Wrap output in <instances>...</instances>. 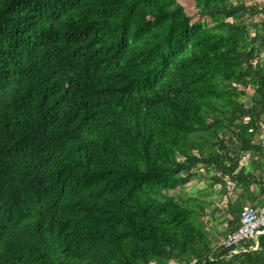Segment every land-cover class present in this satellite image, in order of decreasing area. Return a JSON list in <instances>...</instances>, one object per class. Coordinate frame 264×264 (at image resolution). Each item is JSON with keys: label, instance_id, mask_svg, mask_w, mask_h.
Here are the masks:
<instances>
[{"label": "trees", "instance_id": "trees-1", "mask_svg": "<svg viewBox=\"0 0 264 264\" xmlns=\"http://www.w3.org/2000/svg\"><path fill=\"white\" fill-rule=\"evenodd\" d=\"M195 7L214 23H192L178 1L0 0V264H264V233L212 248L203 206L168 194L201 164L222 193L232 183L264 197V178L238 169L198 120L233 98L241 149L263 153L245 132L264 124V2L259 48L226 20L244 4ZM227 82L251 85L250 104Z\"/></svg>", "mask_w": 264, "mask_h": 264}, {"label": "rangeland", "instance_id": "rangeland-1", "mask_svg": "<svg viewBox=\"0 0 264 264\" xmlns=\"http://www.w3.org/2000/svg\"><path fill=\"white\" fill-rule=\"evenodd\" d=\"M163 2L178 1L181 3L186 13L190 16L191 22H205L209 25L214 23V20L208 17H200L197 14L195 7L196 0H162ZM234 4H244L247 8L245 11H240L231 17L226 18L229 21L239 22L245 27L246 35L240 37L248 46L253 45L260 47L261 40V22L263 15L260 11V5L264 0H231ZM259 64L264 65V47L259 48V54L256 57ZM226 88L231 94L238 91V100L249 105L253 95V87L251 85H236L230 82L226 83ZM234 91V92H232ZM233 98L224 96L219 103L204 106V109L199 113V122L206 126L211 123L212 127L206 133L209 136L216 135L223 138L225 141L228 156H231L237 163L238 169L249 172L255 177L264 178V151L263 153L256 151H243L241 149V141L237 137V133L242 132L244 121L238 120L233 124L229 123L230 107L228 103ZM245 135L251 138L253 143H261L264 148V124H261L256 130H247ZM189 174V175H188ZM215 174L213 169H207L201 164H197L189 171L184 170L180 174L178 185L168 191L176 200L189 204L192 209L199 213L197 206H203V214L197 216V226L205 235V242L212 248H216L221 243L225 233L228 230L227 224L230 220L238 222L239 215L232 214L228 209V203L233 202L238 198L239 208L246 205L263 204L264 197L260 195L254 198V194L259 195V185L252 184L250 187L252 198L249 200L246 194L242 193V189L233 187L232 183H228L227 193H222L219 185L211 183V176ZM253 199V200H252ZM241 213V212H240ZM196 257L191 256L190 259ZM113 261V260H112ZM74 264H83L82 261H75ZM115 264V262L113 263ZM148 264H181L174 259L166 257L149 258Z\"/></svg>", "mask_w": 264, "mask_h": 264}, {"label": "built area", "instance_id": "built-area-1", "mask_svg": "<svg viewBox=\"0 0 264 264\" xmlns=\"http://www.w3.org/2000/svg\"><path fill=\"white\" fill-rule=\"evenodd\" d=\"M264 233V206L246 205L239 216V225L228 231L221 241L224 247H236ZM257 246V245H256ZM192 259L186 264H196Z\"/></svg>", "mask_w": 264, "mask_h": 264}]
</instances>
